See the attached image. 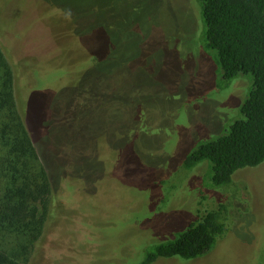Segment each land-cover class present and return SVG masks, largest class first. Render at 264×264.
I'll list each match as a JSON object with an SVG mask.
<instances>
[{
	"label": "rangeland",
	"instance_id": "374dc122",
	"mask_svg": "<svg viewBox=\"0 0 264 264\" xmlns=\"http://www.w3.org/2000/svg\"><path fill=\"white\" fill-rule=\"evenodd\" d=\"M0 1L16 102L52 182L42 235L19 264H133L218 199L238 215L214 248L154 264H264V161L223 191L209 161L180 164L242 117L252 88L242 73L220 86L200 0ZM104 10L125 18L113 44H102ZM136 115L150 117L139 135Z\"/></svg>",
	"mask_w": 264,
	"mask_h": 264
},
{
	"label": "trees",
	"instance_id": "16d2710c",
	"mask_svg": "<svg viewBox=\"0 0 264 264\" xmlns=\"http://www.w3.org/2000/svg\"><path fill=\"white\" fill-rule=\"evenodd\" d=\"M200 3L206 22L205 47L216 51L220 86H228L241 73L252 77L242 117L234 119L224 133L208 134L212 138L202 140L180 163L191 171L197 163L209 161L211 182L223 191L233 183L237 169L264 161V0ZM105 10L102 44H113L112 38L120 35L125 18ZM148 120V116L136 115L130 126L139 128V135ZM51 189L50 171L17 105L14 70L0 42V249H5L3 244L8 247L0 253V264H19L17 258L27 260L42 235ZM218 200L217 208L209 206L199 212L186 229L177 231L174 238L152 244L133 264H154L160 257L189 260L210 252L228 230V222L238 215L224 199Z\"/></svg>",
	"mask_w": 264,
	"mask_h": 264
}]
</instances>
